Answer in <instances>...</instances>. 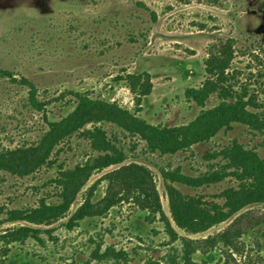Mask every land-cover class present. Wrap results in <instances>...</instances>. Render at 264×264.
<instances>
[{"label": "rangeland", "instance_id": "1", "mask_svg": "<svg viewBox=\"0 0 264 264\" xmlns=\"http://www.w3.org/2000/svg\"><path fill=\"white\" fill-rule=\"evenodd\" d=\"M221 49L232 53L229 72L237 74V85L246 83L250 92L264 99V0H0V68L10 73L0 77V148L36 140L47 121L61 118L74 107L78 93L133 111V94L120 79L128 72L150 74L152 89L143 98L142 118L156 125L186 124L201 107L185 91L202 84L205 60ZM21 76L37 88L38 99L45 102L42 111L28 106V87L19 82ZM217 102L218 97L211 95L205 108ZM96 125L123 149V163L137 162L151 170L168 217L162 169L179 167L193 177L209 173L224 164L219 151L233 141L264 158V133L240 123L173 155L150 152L143 141L111 123ZM94 155L89 141L77 133L55 148L52 166L23 177L1 173L0 219L7 209L36 206L42 198L55 202L57 188L52 179L59 169ZM114 167L94 172L62 218L35 226L41 229L40 240L29 238L11 245L5 264H112V259L92 258L100 239V251L109 245L122 249L131 264H147L149 259L169 264L160 259L170 247L162 224L149 223L147 213L132 204L115 206L104 218H86L70 230L64 226L85 189ZM237 184L232 175L197 188L173 183L184 194L218 203L222 202L219 193ZM102 189L101 184L96 197ZM262 212L264 203L250 205L197 234L174 228L179 235L203 238L224 230L240 213L245 221L246 216ZM24 224L2 222L0 233ZM240 240L245 244L243 255L217 246L207 253L196 252L192 260L195 264H261L264 223Z\"/></svg>", "mask_w": 264, "mask_h": 264}, {"label": "trees", "instance_id": "2", "mask_svg": "<svg viewBox=\"0 0 264 264\" xmlns=\"http://www.w3.org/2000/svg\"><path fill=\"white\" fill-rule=\"evenodd\" d=\"M231 54L228 49L211 53L205 60V80L199 87L186 89V97L201 107L199 113L186 124L156 125L142 118L139 112L143 98L152 89L150 74L128 72L120 79L133 94V111L114 102L78 93L74 107L61 118L47 121L46 130L36 140L28 144L0 148V176L5 172L18 177L30 175L44 166H52L51 156L55 148L77 133L87 139L92 150L96 152V155L82 163L59 169L52 179L57 188L55 202L42 198L36 206L5 211V217L0 219V224H26L5 229L0 233V264H5L14 243L23 244L29 238L40 240L38 234L41 229L35 226H48L62 218L93 173L111 166L115 167L96 178L85 189L81 203L64 222L67 229H73L86 218H104L113 207L128 203L145 211L149 223L158 221L162 224L168 236L165 243L170 245L168 252L160 258L166 263L195 264L192 260L193 254L207 253L217 246L243 255L245 244L240 238L264 223V212L248 215L245 221H241L245 214L240 213L224 230L203 238L179 235L174 225L189 233H202L227 221L250 205L264 203V158L233 141L219 151L225 160L224 164L209 173L193 177L183 174L179 167L162 169L170 213L168 217L162 209L151 170L137 162L123 163L126 159L123 149L114 139L108 137L104 129L96 125L101 122L111 123L126 134L143 141L150 152H159L162 155H173L195 144L205 143L220 130L231 129L233 123L244 124L252 130L264 133V99H260L256 91L250 92L246 83L237 85V74H234L235 71L229 72ZM9 75L8 71L0 68V77ZM19 82L28 87V106L42 111L45 102L38 99L37 88L24 76L20 77ZM211 95H216L218 102L205 108ZM88 124L92 127L86 128ZM226 175H232L238 184L219 193L221 203L204 200L202 195L184 194L173 185L177 182L197 188L217 182ZM101 184L103 193L96 197ZM102 244L101 239L96 243L92 258L98 261L112 259V264H131L125 251L116 250L111 245L100 251ZM259 259L264 264V259ZM147 264L160 262L149 259Z\"/></svg>", "mask_w": 264, "mask_h": 264}]
</instances>
